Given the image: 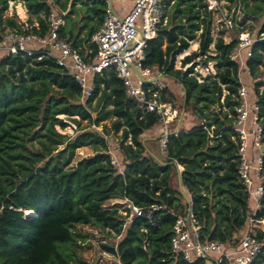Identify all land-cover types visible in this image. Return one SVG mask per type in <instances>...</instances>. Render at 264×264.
I'll list each match as a JSON object with an SVG mask.
<instances>
[{
  "label": "trees",
  "instance_id": "1",
  "mask_svg": "<svg viewBox=\"0 0 264 264\" xmlns=\"http://www.w3.org/2000/svg\"><path fill=\"white\" fill-rule=\"evenodd\" d=\"M69 1L65 0V5ZM18 2L35 20H29L25 31L44 35L51 9L48 0H0V29L4 23L12 31H23V25L4 17L9 3ZM230 2L234 6L239 3L240 18L262 20L259 34L263 36L245 60L249 78L257 80L264 76V0ZM171 3V17L168 20L164 14L156 37L147 42L142 64L181 88L182 110L192 126L169 136L167 154L157 155V160L147 145L149 140L142 141L152 137L151 133L160 136L158 116L144 113L126 97L113 70L92 78L93 94L81 104L78 84L51 60L37 62L34 57L11 55L0 61V264H86L71 250L72 245L80 247L77 238L81 243L85 239L77 226H96L119 237L117 243L101 247L120 264H188L170 250L175 218L187 213L180 204L175 206L178 197H183L172 185L177 169L171 163L183 168L182 186L190 199L191 214L201 226L203 241L234 246L249 220L264 221V195L259 211L251 218L252 203L238 175L240 139L233 123L239 105V65L229 59L238 40L225 43L222 33L217 39L211 36L212 14L204 0H167L165 12ZM65 5L61 11H66ZM104 7V1L93 0L90 12L98 26L91 27L80 40L84 50L101 25ZM231 15L233 30L236 10ZM166 20L169 23L163 26ZM64 31L62 27L61 37ZM72 40L68 42L77 48L75 38ZM195 41L198 53L186 56L182 67L199 56L203 65L215 62L216 76L203 84L189 76L192 68L174 70L176 57ZM174 98L167 85L163 99ZM254 99L264 149L263 80L254 82ZM58 115L74 118L69 120L77 125L87 121L95 127L114 118L111 132H121L116 155L125 164L124 174L109 163L105 135L80 131L72 138L62 136L54 129L66 127L56 119ZM200 123L214 127V134L220 133V137L210 139ZM81 148H91L94 154L74 163ZM252 149L249 142L248 151ZM262 163L261 175L264 155ZM124 199L138 208L157 205L164 209L154 215V225L144 218H133L124 228L128 215L122 217L117 207L106 205ZM25 211H33L37 217H25ZM255 237L262 249L251 264H264V230H258ZM193 264H203V260Z\"/></svg>",
  "mask_w": 264,
  "mask_h": 264
},
{
  "label": "built area",
  "instance_id": "2",
  "mask_svg": "<svg viewBox=\"0 0 264 264\" xmlns=\"http://www.w3.org/2000/svg\"><path fill=\"white\" fill-rule=\"evenodd\" d=\"M102 1H104L105 7L101 25L91 36L88 43L90 47L84 50L83 53L80 48H74L66 39L60 36L67 10L57 13L51 8L46 20L48 30L44 35L40 36L32 32H26L23 29L22 32L10 31L0 37V61L11 55L34 57L37 62L51 60L55 66L71 76L78 84L81 104H84L93 94L92 78L104 71L113 70L116 77L122 82L126 97L134 100L137 107L144 113L158 116L160 127L159 147L161 153L166 155L169 136L183 131L180 129L183 120V117H181L182 111L179 113L175 108V101L163 99L167 87L163 80L153 84H145L142 81V79L150 80L162 76V74L152 69L144 68L142 62L144 61V50L147 42L157 35L160 22L165 13V1L167 0H132V7L128 11L122 5V1L116 2V6H114L115 0H113L110 7L108 0ZM204 1L208 12L212 15L221 16L222 29L232 30V15L223 14L220 0ZM34 26L37 27V24H34ZM262 36V34H259V37L254 39L248 33L241 34L229 57L230 61L239 65L237 76L240 83L237 97L239 105L236 108L233 130L240 139L239 179L255 206L251 218L259 211L260 201L264 195V182H260L264 149L261 144L262 127L258 123L259 109L255 104L249 106L248 94L246 86L242 83L241 74L250 75L245 66V60L251 57L253 44L260 40ZM131 65L135 67L137 72L134 71ZM188 65L193 70L189 76L193 77L197 84H203L206 80L216 76L215 62H208L206 65L192 62ZM253 81L256 82V80ZM262 90L263 87H260L259 91ZM200 126L210 139L220 137V133L214 134V127L207 128L204 123H200ZM249 139L252 140V146L259 151L256 154L254 166L248 162L247 158ZM117 151L118 146L108 144L106 153L109 156L110 165L120 174H124L125 164L118 159ZM177 166L179 168V165ZM123 202L128 209L123 213V216L128 215L124 228L133 218H144L154 225V215L164 209L157 205L138 208L127 199H124ZM24 216L37 217L33 211H25ZM252 222L264 223V221ZM261 249L262 244L252 232L242 234L234 246L225 245L216 240L203 241L201 239V226L191 212L188 211L185 216L175 218L171 229V253L181 255L188 264H193L197 260H203V264H251L259 255Z\"/></svg>",
  "mask_w": 264,
  "mask_h": 264
},
{
  "label": "rangeland",
  "instance_id": "3",
  "mask_svg": "<svg viewBox=\"0 0 264 264\" xmlns=\"http://www.w3.org/2000/svg\"><path fill=\"white\" fill-rule=\"evenodd\" d=\"M119 1H123V0H115L113 5L116 6V2H119ZM130 2H131V0H127V2H125V4L123 6H125V7L129 6ZM48 3L51 5V8L55 12L59 13L62 9L61 5H65L66 2H65V0H59V2L57 3L56 0H48ZM220 3L222 6V11H223L224 15L230 16L231 14L234 13L235 10H236L237 15H236V18L233 22V26H234L233 30L222 29V23L220 22L221 16L220 15H212L211 36L214 39H217V37H219L220 33H222V38H223L225 43L235 41L236 39L238 40V37L241 34H246V33H248L250 36H253L254 39L259 37V30L261 27L262 20L261 21H253V20H247V19L240 18L239 3L238 2L236 4V6H234L230 2V0H220ZM19 6L22 7L23 10L25 11V17L24 18H21L18 15L17 8ZM90 7H93V0H71V1L67 2V4L65 5V8L67 10L66 14H68L69 16L66 19H64L65 25L63 27L65 28V31L68 35H73V36H75L76 39L82 40L87 36V33L91 27L96 28L98 26L97 19L90 12ZM172 8H173V6L171 3V5L168 6L166 12L164 13V14H166V18L168 20L171 17L172 10H173ZM91 15L93 16V19L90 20L89 16H91ZM4 17L9 18V19H14L18 24L23 25V27H22L23 29L29 28V23H28L29 20H32L33 22H35L34 18L30 17V15L28 14L27 10L24 7V4L19 3V2L15 3V4L9 3L8 10L6 11ZM168 20H166L164 22L163 26L167 25L169 23ZM10 31H12V30L10 28L6 27L5 24L3 23L1 25V29H0V37H2L3 35H5L6 33L10 32ZM67 41H69V40H67ZM192 43L197 44V48L194 51L190 50ZM192 43H190V47L188 49V54L192 53V52L198 53V49H199L198 41H195ZM78 47L81 48V51L84 50V49H82L81 46H78ZM86 49H88V47L86 48V45H85V50ZM210 51H211L210 54H213L212 52H214V51H213L212 46L210 47ZM207 56H210V55H207ZM182 58H181V55L176 57L174 70H181V71L185 72L189 68V65L182 67V61L184 59V58L183 59ZM194 62L199 63L200 65H203V57L201 58V56H199L198 58H196V60ZM209 63H214V62H209ZM242 79H243L242 82L246 86L247 94L249 92H252L253 98H254V81L251 80L246 75H243ZM257 80H264V76L259 77ZM168 82H169V86L171 87V91L172 90L174 91V96H175L174 101L176 103L175 108L180 113L182 111V102H183V95L184 94H183V92L179 86H177L176 84H174L170 80ZM247 100H248L249 106L251 107L254 102H252V103L249 102L248 97H247ZM92 105H94V102ZM94 116H95V114L93 115V117ZM56 119L61 120L66 125V127L64 129L61 128L60 126L54 127L56 132L62 136L72 138L75 134L80 133V131H94V132L96 131V132H99L101 135H105V139L109 145L119 146L121 132H119L117 134L111 132V125L114 121V118H112V117H109L108 119H106L105 121L100 123V125L98 127H95L94 125H90V123H88L87 121H80V124L77 125V124L73 123L71 120H69V119H74V118H69L66 115H58V116H56ZM75 119L79 120L78 118H75ZM183 120L185 122L188 120L187 115L184 114ZM249 142H250L251 149H252L253 148L252 147V140L249 139ZM33 145L36 149L40 148V145L36 142H34ZM147 145L150 146L151 153H155L156 155H159L158 140H154L150 143L148 142ZM93 154H94L93 149L81 148V149L76 151L74 163L80 159H84V158H87L89 156H92ZM247 158H248V162L252 166H254L256 157L251 156L249 154V151H248L247 152ZM261 176L262 177L260 179V182L263 183L264 182V174ZM172 185H173V187L177 186V176H176V179L175 178L173 179ZM106 205H109V203H106ZM110 205L113 207L114 206L117 207L118 214L121 215L122 217H124L123 213L126 212L125 210L127 208L125 207L123 201H118V202L115 201L114 202V200H113V201H110ZM177 205H179L181 207V210H183V212L187 211V205H186L183 198L181 199L180 197H178L177 202L175 203V206H177ZM77 230L85 236V239H84V242L81 243L80 238H77V242H78V245H80V247L72 245L71 250L76 251L78 253L79 257L82 259V261H84L86 264H119L117 259L113 258L110 255H107L106 252H104L103 248L101 247L102 244L117 243L120 239L119 237H116L115 234L109 232V230L101 231L96 226H85V227L77 226ZM258 230H264V223L258 224V223H254L252 221H248L247 225L242 230L243 231L242 234H245L246 232H252L253 234H256V232ZM107 233H110L111 236H108ZM239 237L240 236L238 235V238Z\"/></svg>",
  "mask_w": 264,
  "mask_h": 264
},
{
  "label": "crops",
  "instance_id": "4",
  "mask_svg": "<svg viewBox=\"0 0 264 264\" xmlns=\"http://www.w3.org/2000/svg\"><path fill=\"white\" fill-rule=\"evenodd\" d=\"M125 2H127V0H123L122 1V5H124L125 4ZM132 4H133V2H132V0H131V2L129 3V6H127V7H125V10L126 11H128V10H130L131 9V7H132ZM65 25V24H64ZM64 33H65V35L64 36H62V38H64V39H66V40H70V42L71 41H73L72 39L73 38H75V36H73V35H68L67 33H66V31H64ZM71 36H73L72 38H71ZM80 38V37H79ZM75 41H76V43H77V45L78 46H81L80 45V39H76L75 38ZM78 41V42H77ZM190 47V46H189ZM79 48V47H78ZM87 48V47H86ZM196 48H197V46H196ZM81 49V48H80ZM189 49V48H188ZM186 51H188V50H186ZM185 51V52H186ZM185 52H183V53H185ZM182 53V54H183ZM192 53H195V52H192ZM192 53H189L188 55H190V54H192ZM181 54V55H182ZM188 55H184L183 56V58H185L186 56H188ZM180 56V55H179ZM182 58V57H181ZM182 58V59H183ZM243 75H246V74H244L243 73ZM243 75H241L242 77H243ZM247 76V75H246ZM242 77H241V80H243L242 79ZM249 77V76H248ZM165 83H166V85H169V82L167 81H165V80H163ZM243 83V82H242ZM244 84V83H243ZM173 91V90H172ZM174 92V91H173ZM248 98H249V102H255V99L253 98V93L252 92H249L248 93ZM254 104V103H253ZM192 126V124H191V121H189V120H187L186 122L184 121V120H182V122H181V124H180V129H185V130H188L190 127ZM250 126V125H249ZM158 133L156 132V133H151V135L150 136H152V137H149L148 136V138H145L143 141H147V140H149V143L150 142H152V141H154V140H158V147H159V135H157ZM150 145V144H149ZM149 148H150V146H149ZM247 152H248V149H247ZM249 154L251 155V156H254V157H256V150L253 148L252 150H250L249 151ZM152 155L153 156H155L156 158H158V156L155 154V153H152ZM159 155H162V156H164L165 157V155H163L162 153H161V151H160V147H159ZM179 168L181 169V170H183V168L181 167V166H179ZM117 202H118V200H116ZM251 201V205H252V207L254 206V202L252 201V200H250ZM115 202V201H114ZM117 204V203H116ZM109 205H110V202H109ZM255 207V206H254ZM254 207L252 208V210L254 209ZM187 211H188V209H187ZM242 232L243 231H241L240 233H239V236H241V234H242Z\"/></svg>",
  "mask_w": 264,
  "mask_h": 264
},
{
  "label": "water",
  "instance_id": "5",
  "mask_svg": "<svg viewBox=\"0 0 264 264\" xmlns=\"http://www.w3.org/2000/svg\"><path fill=\"white\" fill-rule=\"evenodd\" d=\"M112 2H113V0H108L109 7L112 5ZM131 67L134 69L135 72H137L133 65H131ZM163 79H164L163 76H158L157 78L150 79V80H143L142 79V81L145 84H153V83L159 82V81H161ZM183 116H184V111L182 110L181 117H183ZM144 143H145V141L142 142V144H144ZM153 157L157 160V158L155 156H153ZM171 164H173L176 167V169H177V187H178V191H179L180 195L183 197V199H184V201H185V203H186V205L188 207V212H191L190 199L187 196V194L185 193V191L183 189V186H182V182H181V173H182L183 170L179 169L176 163H171Z\"/></svg>",
  "mask_w": 264,
  "mask_h": 264
},
{
  "label": "bare ground",
  "instance_id": "6",
  "mask_svg": "<svg viewBox=\"0 0 264 264\" xmlns=\"http://www.w3.org/2000/svg\"><path fill=\"white\" fill-rule=\"evenodd\" d=\"M17 11H18V15H19L21 18H24V17H25V11L23 10L22 7L19 6V7L17 8ZM196 46H197L196 43H192V45H191V47H190V50H191V51H194V50L196 49ZM184 55H188V51H186L185 53H183V54L181 55V57H183Z\"/></svg>",
  "mask_w": 264,
  "mask_h": 264
}]
</instances>
